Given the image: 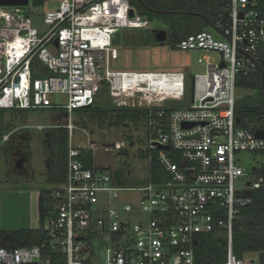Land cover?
Segmentation results:
<instances>
[{
  "label": "built area",
  "instance_id": "1",
  "mask_svg": "<svg viewBox=\"0 0 264 264\" xmlns=\"http://www.w3.org/2000/svg\"><path fill=\"white\" fill-rule=\"evenodd\" d=\"M221 1L215 27L224 38L204 29L176 42L182 51L220 55V61L210 55L199 59L206 71L191 75V98L182 107L165 101L184 99L186 71L111 69V59L119 55L116 34L150 26L129 0H61L43 14L48 26L43 31L26 6H0V110L69 113L66 180L45 193L52 202L38 229L40 240L0 245V264H197V237L217 229L227 232L229 242L227 258L219 264H245L233 253V226L262 179L243 190L237 181L248 171L236 154L264 153V137L256 135L264 126L237 124L236 86L239 76L264 66V0ZM105 83L117 106L144 110L149 150L157 152L168 179L120 187L112 172L80 159L82 149L115 153L125 147L124 142L71 144L76 126L70 113L94 104ZM52 94H65L67 103H53ZM131 191L143 192L139 206L117 203L120 192ZM132 213L147 219L131 223ZM94 241L107 244L102 263Z\"/></svg>",
  "mask_w": 264,
  "mask_h": 264
},
{
  "label": "rangeland",
  "instance_id": "2",
  "mask_svg": "<svg viewBox=\"0 0 264 264\" xmlns=\"http://www.w3.org/2000/svg\"><path fill=\"white\" fill-rule=\"evenodd\" d=\"M219 1V0H216ZM61 0H47L42 6H34L32 0L26 10L32 13L34 26L43 31L48 26L44 24L43 14L57 8ZM170 21L184 22L176 14H154L149 29H122L121 42L117 44L119 56L110 61L111 69L129 71H188L192 76L206 71L205 61H199L210 55L220 61L217 52L201 50L182 51L172 46L173 30ZM168 30V37L163 41L156 38L155 32L160 29ZM219 38H224L212 26L206 28ZM176 43H174L175 45ZM257 90L236 86V101L248 103V95L257 93ZM100 95V96H99ZM102 105L109 107L116 105L105 86L98 93ZM51 99L55 104L67 103L65 94H52ZM71 121L76 129L71 137V144L88 145L96 142L98 145H113L116 141H124L125 148L116 150L113 167L103 168L114 174L113 184L120 187H144L149 184V160L152 152L149 150L148 121L145 117L140 120L130 121L120 127L104 124L92 120L86 110H73L70 113ZM0 227L4 231L22 228H40L37 201L39 193L50 192L55 185L50 184V139L51 133L59 135L69 122V113L63 108L4 110L0 116ZM244 124L259 127L262 122L256 118L244 119ZM67 129V128H66ZM16 134L8 142H2V134L11 131ZM68 132V129H67ZM69 134V133H68ZM69 143V136H68ZM80 159L86 163L82 154ZM127 151L124 153V151ZM23 154L21 158L20 155ZM94 161V155L92 153ZM236 159H240L242 166L248 174L242 176L237 184L244 187L252 181L250 174L254 166L264 162V155L254 152H239ZM21 163V166H18ZM94 163V162H93ZM143 197L142 191L120 192L118 204L130 203L139 206ZM147 219L146 214L132 213L128 215L131 223ZM227 236L225 230H215ZM97 249L99 263H102L107 244L94 241ZM245 264L258 263L257 252L244 253Z\"/></svg>",
  "mask_w": 264,
  "mask_h": 264
},
{
  "label": "trees",
  "instance_id": "3",
  "mask_svg": "<svg viewBox=\"0 0 264 264\" xmlns=\"http://www.w3.org/2000/svg\"><path fill=\"white\" fill-rule=\"evenodd\" d=\"M47 0H32L34 6H42ZM135 6L138 12L147 16L150 20L154 18L155 10H174L178 18H183L185 21L180 22L170 21L167 19L173 30L172 46L178 42L181 37L188 33L204 30L208 25L215 26L216 20L219 19L220 13L223 11L221 0H129ZM159 15V14H158ZM38 62H35L37 64ZM40 68V65L34 67L35 73ZM261 69L252 73L250 76H239L237 85L239 87L254 89L258 92L253 95H248V103L245 101H236L235 114L241 120V125L244 119L256 118L259 122L264 123V101ZM107 84H103L99 92ZM98 92V93H99ZM98 95V94H97ZM100 96V95H99ZM96 96L94 104L77 110H86L90 114L92 120H96L101 124L108 121L109 124L120 127L125 124H130V121L140 120L145 117L144 110L129 107H119L110 105L104 107L99 101L100 97ZM4 110H0V116ZM1 118V117H0ZM0 128V133H1ZM50 139V172L48 181L52 185H57L66 180L67 173V153H68V132L64 128L59 135L51 133ZM127 151L125 150L124 153ZM93 151L85 149L82 157L86 161V165L93 166L92 159ZM153 159L150 162V175L156 182L161 181L159 175L163 168L157 159V152H152ZM262 154L264 153H257ZM22 158L23 155H20ZM253 176V181L262 179L258 188L251 189L249 194L251 203L242 207L238 217L234 221L232 233V249L233 253L238 258H243L247 252H262L264 251V162L258 166H254L250 172ZM48 197L42 191L39 197V212L40 223L44 220L47 214ZM52 202V200L50 201ZM222 231L221 229H219ZM219 232V231H218ZM40 240V232L38 229L27 228L12 231H4L0 227V245L7 247H17L20 245H29ZM228 235L224 236L221 232L214 231L201 233L197 237V243L194 246L195 258L197 264H219L226 260L228 255Z\"/></svg>",
  "mask_w": 264,
  "mask_h": 264
},
{
  "label": "water",
  "instance_id": "4",
  "mask_svg": "<svg viewBox=\"0 0 264 264\" xmlns=\"http://www.w3.org/2000/svg\"><path fill=\"white\" fill-rule=\"evenodd\" d=\"M29 3H30V0H0V6H13V5L27 6L29 5ZM155 12L158 14H167V13L176 12V11L155 10ZM159 32H160L159 35H161V38L159 39L161 40V42H163L166 39L167 34L165 31H159ZM120 37H121V33L119 32L116 34V38H115L116 44L120 43ZM261 72H262V77H263L262 87L264 88V70L261 69ZM185 77H186V87H185L184 99L182 100L168 99L165 101L166 106L182 107V106H187L189 104L191 93H192V78L189 72L185 74ZM236 122L237 124H240V119L238 117L236 118ZM189 126L191 125L188 123L184 124V127H189ZM256 135L264 137V130H257ZM93 155H94V165L95 166L102 167V168H109V167L114 166V155L115 154L113 150L106 149L105 147H100L94 150ZM196 243L197 241L195 242V244ZM258 257H259L260 264H264V251L259 252Z\"/></svg>",
  "mask_w": 264,
  "mask_h": 264
},
{
  "label": "crops",
  "instance_id": "5",
  "mask_svg": "<svg viewBox=\"0 0 264 264\" xmlns=\"http://www.w3.org/2000/svg\"><path fill=\"white\" fill-rule=\"evenodd\" d=\"M222 2V1H221ZM223 3V2H222ZM221 6H222V4H221ZM172 11H174V10H172ZM155 12V11H154ZM177 12V11H176ZM176 12H171V13H176ZM156 13V12H155ZM145 16V15H144ZM147 17V16H146ZM148 18V17H147ZM149 19V18H148ZM149 21H150V26L149 27H147V28H143V29H149L150 27H151V21L152 20H150L149 19ZM210 26H212L219 34H221V35H223L221 32H220V30L219 29H217L215 26H213L212 24H210ZM200 31V30H199ZM185 36V35H184ZM157 38V37H156ZM182 38V37H181ZM159 39V38H158ZM160 40V39H159ZM120 42H121V37H120ZM159 42H161V40L159 41ZM119 51V50H118ZM119 56V55H118ZM262 69L264 70V66L262 67ZM188 71H186V73H187ZM190 73V72H189ZM261 74H262V72H261ZM250 76V75H249ZM262 79H263V77H262ZM263 83V82H262ZM264 89V88H263ZM253 95V94H252ZM263 101H264V90H263ZM17 110H19V109H17ZM23 110H25V109H23ZM28 110V109H27ZM71 116V115H70ZM240 124H241V120H240ZM244 126H251V125H249V124H247V125H244ZM261 126H264V123H262L259 127H261ZM251 127H253V128H256V129H258L259 127H255V126H251ZM258 130H260V129H258ZM16 131H11V132H8V133H11V135H10V137H9V139L7 140V141H4L3 140V135H5V134H8V133H3L2 134V142H8L10 139H11V136L13 135V134H16L15 133ZM0 135H1V133H0ZM116 142H124V141H116ZM125 143V142H124ZM125 148V147H124ZM115 154V153H114ZM23 155V154H22ZM150 162L151 161H149V168H150ZM21 164V163H20ZM93 165H94V163H93ZM114 165H115V163H114ZM22 167V166H21ZM149 178H150V180H153L154 182H156L154 179H152V177H151V175H150V171H149ZM159 178H161V181H159V182H162V181H164V180H166V179H168L169 178V176H168V174L166 173V171L163 169V171H162V173L159 175ZM63 183V182H62ZM156 183H158V182H156ZM41 193V192H40ZM40 193H39V196H38V203H37V207H38V218H39V220H40V210H39V197H40ZM45 196H46V194H45ZM47 197V196H46ZM49 199V201H47V203L49 204L50 203V201L52 200L51 198H48ZM22 229H27V228H22ZM18 230V229H17Z\"/></svg>",
  "mask_w": 264,
  "mask_h": 264
},
{
  "label": "flooded vegetation",
  "instance_id": "6",
  "mask_svg": "<svg viewBox=\"0 0 264 264\" xmlns=\"http://www.w3.org/2000/svg\"><path fill=\"white\" fill-rule=\"evenodd\" d=\"M159 31H165L166 32V34H167V36H166V38L168 37V30L167 29H160ZM159 31H156L155 32V35H156V37H158V38H161V35H159ZM18 166H21V164H19Z\"/></svg>",
  "mask_w": 264,
  "mask_h": 264
}]
</instances>
